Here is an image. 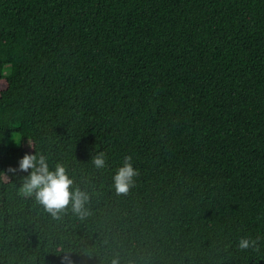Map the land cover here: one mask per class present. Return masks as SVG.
Segmentation results:
<instances>
[{"label":"trees","instance_id":"1","mask_svg":"<svg viewBox=\"0 0 264 264\" xmlns=\"http://www.w3.org/2000/svg\"><path fill=\"white\" fill-rule=\"evenodd\" d=\"M25 153L62 163L90 215L24 195ZM114 257L264 264V0H0V264Z\"/></svg>","mask_w":264,"mask_h":264},{"label":"clouds","instance_id":"2","mask_svg":"<svg viewBox=\"0 0 264 264\" xmlns=\"http://www.w3.org/2000/svg\"><path fill=\"white\" fill-rule=\"evenodd\" d=\"M107 155L99 151L92 157V164L97 169H102L107 164ZM29 170H31L29 172ZM13 174L17 171L29 172L24 178L22 191L24 195L35 197L36 201L54 218H60L62 213L70 210L81 219L90 215L87 204L90 195L87 191L74 188V180L68 175L66 167L57 163L54 170H50L48 158L43 154L25 153L18 161V168H9ZM139 170L133 166V156L125 155L123 164L113 176V187L117 195H127L135 184ZM241 250L257 247V240L251 237H241L238 241ZM67 259V258H65ZM70 264V261L68 262ZM111 264H119V259L114 257Z\"/></svg>","mask_w":264,"mask_h":264},{"label":"rangeland","instance_id":"3","mask_svg":"<svg viewBox=\"0 0 264 264\" xmlns=\"http://www.w3.org/2000/svg\"><path fill=\"white\" fill-rule=\"evenodd\" d=\"M23 147H24L26 150L30 151L31 148H32V145H31L30 142H28V141H24V142H23Z\"/></svg>","mask_w":264,"mask_h":264}]
</instances>
